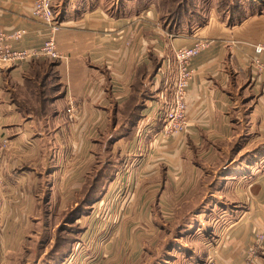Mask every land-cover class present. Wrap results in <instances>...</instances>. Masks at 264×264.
Wrapping results in <instances>:
<instances>
[{
  "label": "crops",
  "instance_id": "crops-1",
  "mask_svg": "<svg viewBox=\"0 0 264 264\" xmlns=\"http://www.w3.org/2000/svg\"><path fill=\"white\" fill-rule=\"evenodd\" d=\"M101 1L53 0L62 58L0 69V136L13 150L10 163L25 165L29 155L39 183L45 168L56 195L61 182L86 187L105 147L138 179L129 184L131 210L150 223L154 211L185 219L212 194L209 178L219 179L230 205L204 264H241L264 235V73L254 65L264 60L256 51L264 46V0H236L241 11L224 15L214 1L202 24L181 30L166 24L156 2L124 10ZM33 7L34 0H0V30H26L10 41L17 50L40 48L48 35ZM200 38L211 44L192 62L187 129L164 137L175 51ZM254 264H264V240Z\"/></svg>",
  "mask_w": 264,
  "mask_h": 264
},
{
  "label": "rangeland",
  "instance_id": "rangeland-1",
  "mask_svg": "<svg viewBox=\"0 0 264 264\" xmlns=\"http://www.w3.org/2000/svg\"><path fill=\"white\" fill-rule=\"evenodd\" d=\"M163 1L167 12L181 1L192 2ZM198 1L199 11L207 14L218 0ZM101 2L126 10L128 6L135 9L143 0ZM9 148V141L0 136V264H190L196 260L204 264L208 250L216 249L223 230L221 215L230 205L221 196L219 179L209 178L214 195L187 212L185 219L182 214L174 220L154 211L150 223V218L143 219L144 213L131 210L135 195L129 184L138 179L126 161L113 160L105 147L86 187L80 190L75 181L69 187L68 182L64 186L61 182L56 195H51L53 181L47 170L43 168L39 183L38 174L33 172L38 165L30 163L29 155L25 165L17 167L13 159L10 163L13 150ZM15 171L25 178L16 179ZM39 188L38 193L30 194Z\"/></svg>",
  "mask_w": 264,
  "mask_h": 264
},
{
  "label": "built area",
  "instance_id": "built-area-1",
  "mask_svg": "<svg viewBox=\"0 0 264 264\" xmlns=\"http://www.w3.org/2000/svg\"><path fill=\"white\" fill-rule=\"evenodd\" d=\"M32 14L49 26L48 35L40 48L17 50L10 41L21 40L26 30H18L12 34H6L0 30V69L5 65L21 64L25 61L46 58L52 61L62 58L57 46L56 35L61 27L53 8V0H34ZM211 42L206 39H198L192 46H184L175 51L176 75L173 81L170 101L162 113L164 137L185 132L188 126V89L194 78L193 60L205 51ZM258 54L264 52V46H257ZM254 65L258 72L264 73V60L256 57ZM74 106L71 107L73 111ZM264 235L259 234L256 242L246 251V258L241 264H254L257 251L262 247ZM210 264H213L210 260Z\"/></svg>",
  "mask_w": 264,
  "mask_h": 264
},
{
  "label": "trees",
  "instance_id": "trees-1",
  "mask_svg": "<svg viewBox=\"0 0 264 264\" xmlns=\"http://www.w3.org/2000/svg\"><path fill=\"white\" fill-rule=\"evenodd\" d=\"M158 2V6L163 13V17L166 21V24L169 25L172 29L181 30L184 27L188 26H198L203 18L205 17V12L199 11V1L192 0V2H183L178 3V6L172 8L170 11H165L166 3L161 0H143L142 3L136 5V8H143L144 6L150 4L151 2ZM233 0H221L219 11L222 15L224 14H235L241 11V6L238 3L232 2ZM208 2V1H207ZM188 10V11H187ZM243 10V9H242ZM187 11V12H186ZM201 13V14H200ZM92 187H96L95 185ZM91 188V187H90ZM95 194L97 195L96 191Z\"/></svg>",
  "mask_w": 264,
  "mask_h": 264
}]
</instances>
